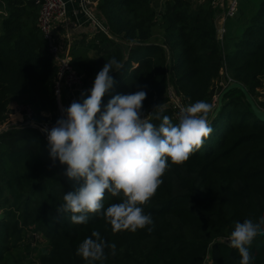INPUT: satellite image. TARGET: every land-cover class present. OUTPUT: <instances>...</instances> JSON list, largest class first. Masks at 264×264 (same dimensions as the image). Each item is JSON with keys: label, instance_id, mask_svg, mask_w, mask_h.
Here are the masks:
<instances>
[{"label": "trees", "instance_id": "trees-1", "mask_svg": "<svg viewBox=\"0 0 264 264\" xmlns=\"http://www.w3.org/2000/svg\"><path fill=\"white\" fill-rule=\"evenodd\" d=\"M253 5L239 1L241 31L226 43L214 0L160 12L153 0L99 1L106 30L71 49L89 89L76 100L78 146L65 157L36 128L0 133V262L30 230L48 242L39 264H264V121L239 88L212 119L223 79L256 101L264 87V0ZM0 11V125L13 102L55 121L39 6L0 0ZM139 113L150 119L125 147Z\"/></svg>", "mask_w": 264, "mask_h": 264}, {"label": "built area", "instance_id": "built-area-1", "mask_svg": "<svg viewBox=\"0 0 264 264\" xmlns=\"http://www.w3.org/2000/svg\"><path fill=\"white\" fill-rule=\"evenodd\" d=\"M39 6L38 25L48 42L49 51L54 63L57 66V75L55 82V92L57 98L60 97L63 86L68 88H79L80 92L88 91L89 89L84 86L82 75L78 73L76 68L72 64V56L68 53L64 47L56 43L53 38V24L56 20L63 19L68 15V1L67 0H34ZM214 0L217 11V26H218V38L222 42L224 34L226 32V22L230 17H234L239 9L240 0L222 1L221 4ZM87 11V9H86ZM1 12V11H0ZM88 20L94 31L103 29L106 30V26L102 19L95 18L91 13ZM232 78L223 79L220 82L224 88L232 83ZM217 96V95H216ZM217 98V97H216ZM217 100V99H216ZM76 106V104H75ZM14 111L21 115L20 120H10L0 125V133L12 128H19L23 126H29L38 129L45 134V139L57 147H60L63 139L71 134L72 124L68 111L61 105H58V117L53 120H38L36 119V113L32 106L29 104L18 103L15 104ZM10 112V111H9ZM11 114V113H9ZM182 117L184 118L183 114Z\"/></svg>", "mask_w": 264, "mask_h": 264}, {"label": "rangeland", "instance_id": "rangeland-1", "mask_svg": "<svg viewBox=\"0 0 264 264\" xmlns=\"http://www.w3.org/2000/svg\"><path fill=\"white\" fill-rule=\"evenodd\" d=\"M165 0H153V5L157 6V10L159 12L162 8V2ZM202 0H194V2L199 3ZM223 1V0H222ZM229 1V0H224ZM243 0H240L242 2ZM254 3L253 6L255 8L258 7L259 0H249ZM219 4H221V0H218ZM3 14L0 13V32H1V22L3 18ZM235 18L230 17L227 19L226 22V30L228 29V33L226 34V43L229 41L232 33H238L241 31V28L234 25ZM257 101H260V103L263 106H260L264 108V87H260L257 90ZM173 93V92H172ZM221 93V92H220ZM219 93V94H220ZM217 94V93H216ZM217 94V97L219 96ZM172 102L176 103L178 99L176 98L175 94H172ZM14 103V102H13ZM45 117L47 119H51V115H49L48 112H44ZM69 114V113H68ZM70 116V115H69ZM150 116L148 114H137L134 116L132 124H131V132L130 136L126 138L123 141V145L127 147L129 145V142L131 138L133 137L136 130L139 128L141 123L149 121ZM76 120V119H75ZM72 124V130L71 134L68 135L65 139L62 140L60 147L56 146V150L58 151L57 154L59 156H65L72 150L75 149L78 146V137L75 133L76 125L73 124V119H71ZM75 127V128H74ZM48 246V242L43 238V236L39 233H35L30 230H26L22 233L21 238L17 240L16 243L11 244L9 253L4 257V259L0 262V264H39V255L44 249ZM210 255L207 257V260L204 264H211Z\"/></svg>", "mask_w": 264, "mask_h": 264}, {"label": "crops", "instance_id": "crops-1", "mask_svg": "<svg viewBox=\"0 0 264 264\" xmlns=\"http://www.w3.org/2000/svg\"><path fill=\"white\" fill-rule=\"evenodd\" d=\"M68 1V15L63 18L56 20L53 24V38L56 43L61 44L64 49L71 54L72 46L75 42L82 40H90L93 38L95 31L93 30L90 21L88 20V13H91L95 18L101 19L98 3L100 0H67ZM166 1V0H165ZM165 1L162 2L161 11L164 9ZM155 6V5H154ZM157 8V6H155ZM87 9V11H86ZM159 11V10H158ZM102 52L97 50H91L89 55L94 58H98ZM79 88H68L63 86L60 97L57 98L58 105L63 106L69 113L70 118L74 120L77 117L75 110L76 100L80 95ZM16 103L10 104V116L12 120H20L21 115L14 111ZM46 115V114H44ZM52 116V113L49 112ZM49 120H53L52 118Z\"/></svg>", "mask_w": 264, "mask_h": 264}, {"label": "water", "instance_id": "water-1", "mask_svg": "<svg viewBox=\"0 0 264 264\" xmlns=\"http://www.w3.org/2000/svg\"><path fill=\"white\" fill-rule=\"evenodd\" d=\"M233 88H239L242 90V92L244 93L245 99L249 102L253 112L255 113V115L257 116L258 119L264 121V108L260 107L259 104L257 103V101L254 99V97L250 94V92L248 91V89L239 81H233L232 83L228 84L219 94V96L217 97V101H216V105H215V109L212 115V119L218 114V112L221 109L222 103H223V98L226 92H228L229 90L233 89ZM176 96V95H175ZM176 98L178 99V101L176 102L184 116V119L191 121L192 118L189 114V112L187 111V109L184 107L183 102L179 99L178 96H176ZM43 136L45 137V134L43 133Z\"/></svg>", "mask_w": 264, "mask_h": 264}]
</instances>
